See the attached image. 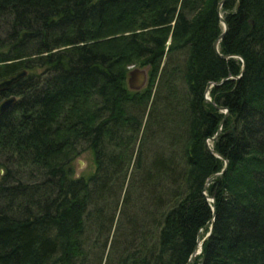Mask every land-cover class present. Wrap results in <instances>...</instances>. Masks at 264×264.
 I'll use <instances>...</instances> for the list:
<instances>
[{
    "label": "trees",
    "instance_id": "1",
    "mask_svg": "<svg viewBox=\"0 0 264 264\" xmlns=\"http://www.w3.org/2000/svg\"><path fill=\"white\" fill-rule=\"evenodd\" d=\"M218 2L0 0V264H264V0Z\"/></svg>",
    "mask_w": 264,
    "mask_h": 264
},
{
    "label": "water",
    "instance_id": "2",
    "mask_svg": "<svg viewBox=\"0 0 264 264\" xmlns=\"http://www.w3.org/2000/svg\"><path fill=\"white\" fill-rule=\"evenodd\" d=\"M223 1L224 0H219V2L217 4L218 10H220V7H221ZM219 16H220V20L223 23V31L213 41V47H214V49L216 51H218V43H219L220 39L222 38V36L224 35V33H225L226 29H227V23L225 22V20L222 17L221 13H219ZM221 55L223 57H227L228 56V55H225V54H221ZM25 74H26V69H20V70L16 71L13 74H10V75H8L6 77L1 78L0 79V91H4V90L9 89L12 83H14L15 81H17L21 76H23ZM238 76L239 75H237V77ZM147 79H148V66H143V67L134 66V67H132L128 71L127 83H128V86L130 88H132V89H140V88L144 87L145 84H146V82H147ZM221 81H218V82L209 81L206 84V87H205V95H204L206 101L213 103V101L211 100V98L209 96V88H210V86H212L214 84H219ZM16 100H17V96L15 94H8V95L2 97L0 99V114L2 112H4L7 108H9L13 103H15ZM214 105L217 108H219L220 110H223L224 111V116L227 114V112H228L227 107H223V106H220V105H217V104H214ZM223 121H224V117L220 121V127H221ZM220 127L216 131L215 135H213V136H211L209 138L210 141L213 140V139H215V137L218 135ZM209 148L215 154H217L218 156L222 157L221 154H219L218 152H216L215 150H213L211 147H209ZM227 163H228V161H227V159H225L224 167L220 171L213 173L209 178H207V180L205 182V186L208 184V182L210 181L211 178H213V177H215L217 175H220L224 171ZM207 197H208V199L214 201V198L212 196L207 195ZM212 208L214 209V205H212ZM211 227H212V224H211L210 228ZM208 234H209V231L206 234V236ZM202 240H199L198 241V244L196 245V247L194 248V250L190 254V256H189L188 260L185 262V264H191V261L193 260V258L195 257V255L200 252Z\"/></svg>",
    "mask_w": 264,
    "mask_h": 264
},
{
    "label": "rangeland",
    "instance_id": "3",
    "mask_svg": "<svg viewBox=\"0 0 264 264\" xmlns=\"http://www.w3.org/2000/svg\"><path fill=\"white\" fill-rule=\"evenodd\" d=\"M138 67H141V66H138ZM8 94H12V93H8ZM73 167H74L75 175H87L88 173H90L93 170V168H94V163H93V158H92L91 151L89 149L83 150L74 159V161H73ZM3 172H4L3 168L0 167V178H1V174Z\"/></svg>",
    "mask_w": 264,
    "mask_h": 264
},
{
    "label": "bare ground",
    "instance_id": "4",
    "mask_svg": "<svg viewBox=\"0 0 264 264\" xmlns=\"http://www.w3.org/2000/svg\"><path fill=\"white\" fill-rule=\"evenodd\" d=\"M229 56H230V55H229ZM238 77H239V76H238ZM211 148H212V147H211ZM221 158H222V157H221ZM199 240H202V239H199ZM199 240H198V241H199ZM202 241H203V240H202ZM201 244H202V243H201Z\"/></svg>",
    "mask_w": 264,
    "mask_h": 264
}]
</instances>
